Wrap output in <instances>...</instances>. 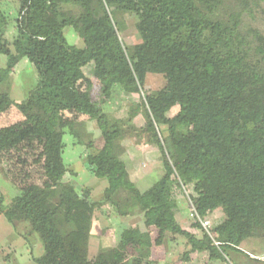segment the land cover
Listing matches in <instances>:
<instances>
[{
    "label": "trees",
    "instance_id": "trees-1",
    "mask_svg": "<svg viewBox=\"0 0 264 264\" xmlns=\"http://www.w3.org/2000/svg\"><path fill=\"white\" fill-rule=\"evenodd\" d=\"M115 13L136 16L137 45L122 43ZM8 20L15 50L4 36ZM67 29L83 48L68 44ZM0 56V116L14 108L22 117L0 129V171L18 190L7 204L0 198V215L39 237L37 264H149L152 230L154 246L185 240L183 262L200 252L205 264H235L230 253L244 241H264V0H0ZM22 59L37 82L14 102L7 76ZM148 77L162 84L145 93ZM115 85L138 98L123 118L102 109ZM172 106L179 112L169 119ZM95 132L104 147L87 169L104 183L99 203L65 179L72 171L62 156L65 136L90 148ZM124 140L158 147L165 174L145 192L111 154V143ZM182 186L199 217L222 212L209 235L196 219L189 228L201 238L177 222ZM56 194L77 217L103 207L121 218L142 214L147 234H124L138 258L117 249L82 259L49 209Z\"/></svg>",
    "mask_w": 264,
    "mask_h": 264
},
{
    "label": "crops",
    "instance_id": "crops-1",
    "mask_svg": "<svg viewBox=\"0 0 264 264\" xmlns=\"http://www.w3.org/2000/svg\"><path fill=\"white\" fill-rule=\"evenodd\" d=\"M128 19L132 22V28L135 30L136 16L132 13L125 15L123 30L127 31L131 27L127 23ZM67 30L72 32L75 37V47L79 49L83 48L84 44L80 37L71 29ZM123 30L122 32H124ZM10 36L11 42L6 41L15 50V32L12 31ZM139 42L140 39L137 34L135 43L131 44L137 45ZM5 63L6 58L0 56V69L5 67ZM19 69L29 71L32 74V83L34 81L36 85L37 75L35 69L25 59H22L13 71L8 74L7 80L9 84L12 85V79H16V71H19ZM149 78L146 79L145 83L148 82ZM33 88H29L26 93L22 94L24 98L10 97L14 102H21L25 100L26 95ZM20 90V88H17L15 91L20 92ZM137 103L138 98L134 94H127L119 85H115L112 89L110 100L103 105L102 109L104 113L113 114L117 118H123L125 117L126 109L135 106ZM11 110L16 111L14 108H11L8 112H11ZM178 112L179 107L172 106L168 110L167 116L169 119H173ZM134 123L137 126H143L144 120L141 116H136ZM5 125L3 121H0V129L4 128ZM89 130H93V127L90 126ZM97 134L98 138L95 136L93 146L90 148L77 144L70 136H65L64 142L67 140V144H65L62 155L64 163L72 171V173L65 176V179L69 180L76 188L87 189L89 191V199L93 203L101 201L104 189L103 181L91 175L87 169L88 158L104 147L101 135ZM110 151L112 156L124 163L130 181L140 192L148 190L165 174L161 155L155 144L141 143L134 140L114 141L111 143ZM79 172L85 176L86 182L83 184L76 183L73 179L77 177ZM92 183L95 184V188H92ZM3 186H7L10 191L6 200L7 204L17 195L18 190L7 181L0 171V187ZM96 190L99 193L98 196H94ZM0 198H2L5 204L3 194H1ZM49 209L51 213L55 214V222L60 231L67 236H72V246L76 253L84 260L93 258L103 252L117 249L125 250L133 259L138 258L139 248L129 244L124 239V234H128V231H138L139 234H147L148 232L140 213H136L131 218H121L117 217L110 208L103 207L88 217H77L60 194H56L50 200ZM175 218L184 229L191 231L198 238L203 236L201 232L190 230L189 228L190 208L184 196H180L179 198L178 211ZM206 219L210 224V230H212L223 221L224 217L220 210H216L208 214ZM148 233H150V254L147 259L149 264H205L207 256L200 252L191 254L188 262H183L182 254L191 249L189 245H186L185 241L178 239V242L183 244V249L180 253H177L176 248L170 243L168 244L167 241L162 246H154V232L152 230V232ZM242 247H248L253 251L251 256L253 258L264 256V241L262 240H246L240 246V248ZM231 253L238 254L240 252ZM43 254V245L37 235H30L24 224L12 225L4 216L0 215V264H37L36 261Z\"/></svg>",
    "mask_w": 264,
    "mask_h": 264
},
{
    "label": "rangeland",
    "instance_id": "rangeland-1",
    "mask_svg": "<svg viewBox=\"0 0 264 264\" xmlns=\"http://www.w3.org/2000/svg\"><path fill=\"white\" fill-rule=\"evenodd\" d=\"M13 5H14L13 3L9 2V4L7 6L8 10H6V14L8 17H10L11 20L14 18V10L16 11V8H14ZM113 15L117 19L118 22L122 23L123 26L125 25V22H124L125 16H122L121 13H117V14L115 13ZM7 23H10V20H8ZM11 23L13 24V21H11ZM127 23H129V25L132 24V22L129 19H128ZM10 24H8V26H6V28L4 29V36L8 42H11L10 33L12 31L15 32L14 28L12 27V24L11 25ZM122 30H123V27L121 29V32H122ZM121 32H120V39H121L123 44L132 45L131 43H135L136 38H137V34H136L135 30L132 28V25H131L129 30L124 31L122 33ZM65 37H66V40L70 46H75L76 40H75V37L73 36L72 32H70L69 30H65ZM16 74H17L16 79H12V81H13L12 85L9 84V81L7 80L8 84H9L8 85V88L10 91L9 94L11 97H14V98H24V96H22V94L26 93L29 88H33L35 86V83H34V81L32 83V74L29 71H26V70L22 71L21 69H19V71H16ZM161 84L162 83H161L160 79H158L156 77H154V78L150 77L148 82L145 83L144 91H145V93H149L151 90H154V89H157L158 87H160ZM17 88L21 89L20 92L15 91ZM0 121H3L6 124L5 127L10 126V125L12 126L14 124L21 122L22 117L17 111L11 110V112H7L6 114L0 116ZM94 135L96 136V138H98L97 137L98 134L96 132ZM64 143L67 144V140H65ZM3 166L6 169L10 168V164L8 161H5V163H3ZM73 179L76 183H79V184H83L86 182L84 174H82L80 172L78 173L77 177H74ZM91 186H92V188H95V184L92 183ZM9 193H10V191L8 190L7 186L0 187V196H1V194H3L5 204H6V200H7L8 196H9ZM98 195H99V193L96 190L94 196H98ZM189 222L191 223L190 218H189ZM181 240L185 241L183 238H181ZM166 241L168 244L170 243L171 245L174 246V248H176L177 253H180V251H182L183 244L179 243L178 241L175 243H173L171 240H166ZM240 249H241V251L238 254L230 253L231 259L233 260V262L235 264H264L263 262L257 261L255 258L251 257L253 251H251L248 247H242ZM236 255H238V256H236Z\"/></svg>",
    "mask_w": 264,
    "mask_h": 264
},
{
    "label": "built area",
    "instance_id": "built-area-1",
    "mask_svg": "<svg viewBox=\"0 0 264 264\" xmlns=\"http://www.w3.org/2000/svg\"><path fill=\"white\" fill-rule=\"evenodd\" d=\"M187 188H188V187H185V186H182V187H181L182 192H183V195H184L185 199L187 200L188 205H189V208H190V219H196V220L199 222V224H200L202 230H203L206 234L209 235V233H210V231H211V230H210V224H209L208 220L206 219V217H199V216L196 214L194 208H193L192 205H191V202H190V199H189V192H188ZM255 259H256L257 261H260V262H263V263H264V256L259 257V258H255Z\"/></svg>",
    "mask_w": 264,
    "mask_h": 264
}]
</instances>
